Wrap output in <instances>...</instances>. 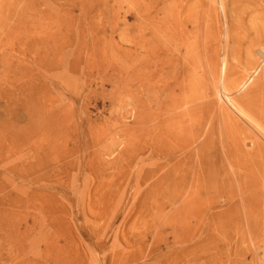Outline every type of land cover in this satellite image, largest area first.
I'll return each instance as SVG.
<instances>
[{"label":"rangeland","instance_id":"374dc122","mask_svg":"<svg viewBox=\"0 0 264 264\" xmlns=\"http://www.w3.org/2000/svg\"><path fill=\"white\" fill-rule=\"evenodd\" d=\"M1 1L0 264H264V224L253 228L238 203L243 185L264 184L252 167L264 157L258 128L232 101L258 81L264 55L254 70L227 56L219 4L231 0ZM188 5L213 15L219 39L206 50L200 38L188 53L192 34L177 36ZM248 9L245 26L260 14ZM225 79L239 81L235 95ZM201 89L212 100L207 121L184 103ZM223 110L249 132L227 134ZM234 203L241 246L227 218Z\"/></svg>","mask_w":264,"mask_h":264},{"label":"bare ground","instance_id":"6f19581e","mask_svg":"<svg viewBox=\"0 0 264 264\" xmlns=\"http://www.w3.org/2000/svg\"><path fill=\"white\" fill-rule=\"evenodd\" d=\"M69 1V0H68ZM219 1H222V0H219ZM240 1H241V3H240ZM46 2V1H45ZM80 4H78V5H74V7H83V5H85V3H84V1L83 0H80ZM88 2L90 3L91 2V0H88ZM195 2L196 3H201L202 2V0H195ZM194 2V3H195ZM216 2V1H215ZM218 2V1H217ZM223 2V1H222ZM227 2H229V1H227ZM47 3V2H46ZM66 3V2H65ZM188 3V2H187ZM3 3H2V1L0 2V15L2 16L3 14H2V10L4 9L3 8V5H2ZM74 4V3H73ZM87 4V3H86ZM226 4V3H225ZM224 3H221V4H219V7H220V5H221V11H222V13H223V15H221V16H223V20H224V23H225V31H226V38L232 43L231 45H232V47H231V49H230V52H228V54H227V56L229 55V59L231 60L232 58H235L236 60H237V62H238V65L240 66V64H241V66H242V64L244 65V68H241V66H240V69H245V70H252L253 68H256L255 67V62H254V55L255 54H258V55H264V0H231V7L230 8H227V7H229L228 5H227V7H226V5H225ZM46 5V4H45ZM66 5V4H65ZM90 5V4H89ZM229 5H230V2H229ZM182 6V5H181ZM180 6V7H181ZM191 6V5H190ZM193 6V5H192ZM47 7H49V6H47ZM134 7V6H133ZM161 7V6H160ZM178 7V6H177ZM188 7H189V5H188ZM187 7V8H188ZM199 7H201L200 5H199ZM28 8V7H27ZM59 8V7H58ZM169 8V7H168ZM249 8V9H248ZM11 8H9V9H5V12H4V15L6 14V13H8L9 12V10H10ZM201 9V8H200ZM217 8L215 7V10H216ZM246 9H248L249 11L250 10H252V13H253V9H255V10H259L260 11V14H255V15H253V16H251V17H249L250 16V14H249V19H247L248 21L246 22V26L243 24V21H244V17L246 16V13H247V11H246ZM32 10V9H31ZM68 10V9H67ZM70 10V9H69ZM162 10H164V9H162ZM196 10V9H195ZM11 11H13V10H11ZM169 11H171V10H169ZM168 11V12H169ZM183 11V8L182 9H180L179 11H177V13H178V19H177V23H178V25H179V29H178V32H177V36H178V38L181 40V39H185L186 37H187V35L189 34V35H191L192 37L191 38H194V42H192V43H186L185 45H186V49H187V51H188V53H194V52H198V44L200 45L201 43H197V42H199V40H200V38H201V40H204L205 41V43L206 44H204V45H207V46H204V49L206 50V48L208 49V47H209V45L212 43V41H214L213 43H214V45H215V40H218L219 38L217 37V33L219 32H217L216 34H215V32L217 31H215L214 32V30H212L214 27H211V22L212 21H209V20H212V19H210V17L212 18V13L210 14V11H208V10H206V9H204L202 12H200L199 10V12H200V14H201V18H200V14H198V13H195V11H194V7H189L188 9H187V11H186V17L185 18H181V16H182V12ZM214 11V10H213ZM228 11H230V12H228ZM259 11H258V13H259ZM16 12V11H15ZM20 12V11H19ZM197 12V11H196ZM212 12V11H211ZM256 12V11H255ZM254 12V13H255ZM28 13V12H27ZM33 13V12H32ZM215 13H217V12H215ZM250 13V12H249ZM251 13V14H252ZM12 14H13V12H12ZM23 15V14H22ZM212 15V16H211ZM25 16V15H24ZM214 16H215V14H214ZM215 17H217V16H215ZM1 18V17H0ZM33 18V17H32ZM14 19H15V17H14ZM18 19V18H17ZM36 19V18H35ZM176 19V18H175ZM199 19L201 20V24L202 25H205L204 27L202 26V28H200V23H199ZM221 19V18H220ZM16 20V19H15ZM26 20V19H25ZM24 20V21H25ZM27 20H29V19H27ZM26 20V21H27ZM166 20H167V17H166ZM255 20H257L258 21V23L259 22H261L260 24H258ZM23 21V22H24ZM30 21V20H29ZM185 21H187V22H189V24H191L192 25V28H193V30L194 31H192L191 32V29H187V28H185V26H184V23L183 22H185ZM214 21V20H213ZM22 22V23H23ZM28 22V21H27ZM34 22V21H33ZM32 22V23H33ZM163 22V21H162ZM175 23V22H174ZM25 24H26V22H25ZM182 27H183V29H182ZM218 27V26H217ZM21 28V27H20ZM47 28V27H46ZM224 28V27H223ZM223 28H222V30H223ZM217 29V28H216ZM219 30V29H218ZM173 34V33H172ZM222 34H223V32H222ZM224 35V34H223ZM223 38V37H222ZM189 39H190V37H189ZM225 40V39H224ZM224 40L222 41V42H224ZM228 40H226V41H228ZM177 41V40H176ZM220 41V40H219ZM191 42V41H190ZM204 43V42H203ZM225 44H228V43H225ZM230 44V43H229ZM203 45V44H202ZM212 45V44H211ZM245 45V46H244ZM143 46V45H142ZM223 46V45H222ZM229 46V45H228ZM184 47V46H183ZM206 47V48H205ZM211 47V46H210ZM226 47H227V45H226ZM199 48H201L200 46H199ZM229 48V47H228ZM228 48H227V51H228ZM153 49V48H152ZM210 49H213V47H211ZM200 50V49H199ZM202 50V49H201ZM214 51H215V49H213ZM212 50V51H213ZM148 51V50H147ZM183 51V50H182ZM177 52V51H176ZM216 53V52H215ZM227 53V52H226ZM225 53V54H226ZM196 54H199V53H196ZM179 55V54H178ZM195 55V54H194ZM242 55L244 56V63L240 60L241 59V57H242ZM185 56V55H184ZM198 56V55H197ZM223 56V55H222ZM227 56H225V57H227ZM187 57V56H186ZM185 57V58H186ZM195 57V56H194ZM177 58V57H176ZM184 58V59H185ZM199 58V57H198ZM197 58V59H198ZM191 59V58H190ZM210 59V58H209ZM214 59H216L215 57H214ZM225 59V58H224ZM242 59H243V57H242ZM158 60V59H157ZM226 60H228V59H226ZM225 60V61H226ZM233 60V59H232ZM168 61V60H167ZM217 61V60H216ZM234 61V60H233ZM189 62V61H188ZM207 62V61H206ZM186 63V62H185ZM196 63H198V62H196ZM207 63H209V65H210V62H207ZM206 63V64H207ZM212 63V62H211ZM231 63H232V61H231ZM190 64V63H189ZM201 64H205V63H200V66H202ZM214 64V63H213ZM228 64H229V62H228ZM189 66V65H188ZM196 66V65H195ZM194 66V67H195ZM206 66H208V65H206ZM211 66V65H210ZM238 66V67H239ZM134 67V66H133ZM191 67V66H190ZM212 67H214V66H211V67H208V68H212ZM226 67H228V65L226 66ZM225 67V68H226ZM234 67H235V65H233V68H232V66H230V69L229 68H227V69H229L228 71L226 70V72H228V74L230 75L231 74V70L232 69H234ZM238 67H237V69H238ZM243 67V66H242ZM200 68V67H199ZM215 68V67H214ZM131 69V68H130ZM194 69V68H193ZM213 69V68H212ZM240 69H238V71L240 70ZM208 70H211V69H208ZM235 70H236V67H235ZM254 70V69H253ZM151 71V70H150ZM215 71V70H214ZM233 71V70H232ZM237 71V72H238ZM243 71V70H242ZM242 71H240L241 72V75H242ZM155 72V71H154ZM204 73L205 72H207V70H205L204 69V71H203ZM212 73H213V70L211 71ZM211 72H210V74H211ZM240 72L237 74L238 76H239V74H240ZM253 72V71H252ZM188 73H190V72H188ZM188 73H187V75H188ZM215 73V72H214ZM251 73V72H250ZM255 73H256V71H255ZM135 74V73H134ZM191 74V73H190ZM189 74V75H190ZM203 74V73H202ZM207 75H208V73H206ZM224 74L226 75V73H225V69H224ZM227 74V75H228ZM235 74V73H234ZM233 74V75H234ZM137 75V74H136ZM136 75H134L133 77H135ZM189 75L187 76L188 77V79H193V77L192 78H189ZM236 75V74H235ZM249 75V74H248ZM149 76V75H148ZM147 76V77H148ZM197 76H199V75H197ZM204 76V75H203ZM212 76V75H211ZM250 76V75H249ZM131 77V76H130ZM133 77H131V79L129 80L130 82H132L133 80H132V78ZM144 77H146V76H144ZM206 77V75L202 78V82L204 83H206V85H204V86H208V84L209 83H207L208 81H207V79L205 78ZM236 77V76H235ZM234 77V78H235ZM252 77V76H251ZM136 78V77H135ZM197 78V77H196ZM196 78H194V79H196ZM208 78V77H207ZM213 78H215V77H213ZM226 78H227V76H226ZM234 78H231V79H234ZM138 79V78H137ZM175 79V78H174ZM185 79V78H184ZM209 79V78H208ZM240 79H242V77L240 76ZM251 79H254L253 77L252 78H250V80ZM132 80V81H131ZM136 80V79H135ZM146 80V79H145ZM197 81L199 80V78L198 79H196ZM236 80V79H235ZM235 80H227V79H225L224 81H223V83H222V87H223V89H225L226 91H228V93H231L232 91H233V93H234V91L235 92H237V89H238V85H239V81H236L235 82ZM238 80V79H237ZM258 81H256V83L254 84V81L251 83L252 85H254L253 87H251V84L250 83H248V84H250V87L251 88H247L248 89V91L246 92V90H245V93H243V92H241L242 93V95L240 96H236L237 98H235V99H233L235 96H233V98H232V101H234L235 100V102L237 103V105L239 106V107H237V110L238 111H240L241 113H243L249 120H250V122H252L258 129H255L257 132L256 133H254V135H252L255 139V143H256V147H257V152H260V154H261V156L262 157H264V67H262V69H261V72H260V74H259V76H258V79H257ZM140 81H141V79H140ZM175 81V80H174ZM173 81V82H174ZM194 81V80H193ZM249 81V80H248ZM147 82V81H146ZM238 82V83H237ZM137 83V82H136ZM145 83V82H144ZM170 83V82H169ZM182 83V85H183V82H181ZM188 83V82H187ZM189 83H190V81H189ZM203 83H201L202 85H203ZM204 83V84H205ZM237 83V84H236ZM133 84V83H132ZM149 84V83H148ZM147 84V85H148ZM191 84V83H190ZM201 84H200V86H201ZM215 84V83H214ZM241 84V83H240ZM170 85V84H169ZM168 85V86H169ZM186 85V84H185ZM194 85V84H193ZM244 85V84H243ZM137 86V85H136ZM139 86V85H138ZM140 86H142V83H141V85ZM188 86H189V84H188ZM192 86V85H191ZM203 86V87H204ZM148 87V90H150L149 89V85L147 86ZM134 88V87H133ZM173 88H174V86H173ZM187 88V87H186ZM195 88H196V86H195ZM240 88H241V85H240ZM138 89H139V87H138ZM138 89H137V92H138ZM169 89H171V88H169ZM183 89V88H182ZM142 90H143V88H142ZM190 90H191V88H190ZM202 90V89H201ZM134 91V90H133ZM192 91V90H191ZM199 91V90H198ZM206 91V90H205ZM209 91H210V89H209ZM132 92V91H131ZM188 92V91H187ZM211 92H213V91H211ZM141 93V92H140ZM240 93V94H241ZM168 94V93H167ZM166 94V95H167ZM177 94V93H176ZM192 94H194L193 93V91H192ZM201 93L199 92V96L198 97H196L193 101L190 99L189 100V98L190 97H188V98H186L187 100L184 102L185 104L187 103V101L188 102H190L191 103V105L189 106V108H188V104L187 105H185V107H186V111L188 112L187 114H188V116H190L191 117V119H193V120H196V119H201V120H203V121H207L208 120V118L209 117H211V114H210V106L212 105L211 104V102L210 101H212V100H208L207 99V93L205 94V93H203V90H202V94L200 95ZM238 94V93H237ZM198 95V94H197ZM226 95H228V94H226ZM233 95V94H232ZM234 95H235V93H234ZM168 96H170V94L169 95H167V97ZM172 96V95H171ZM171 96L169 97V99H171L172 100V98H171ZM184 96V95H183ZM190 96V95H189ZM195 96H196V93H195ZM211 96V95H210ZM181 97H182V95H181ZM186 97V96H185ZM228 97V96H227ZM229 97H230V95H229ZM135 98V97H134ZM176 98V97H175ZM175 98H173V99H175ZM210 98H212V97H210ZM167 99V98H166ZM140 100V99H139ZM171 100H169V101H171ZM180 100H181V98H180ZM230 100V99H229ZM181 101H184V100H181ZM224 101H227L226 99H224ZM231 100H230V102H232ZM172 102V101H171ZM135 103V102H134ZM139 104V103H138ZM215 104V103H214ZM221 104H223V102L221 103ZM226 104V103H225ZM233 106L235 105L234 103H231ZM179 105H181V103L179 102ZM183 105V104H182ZM230 105V104H229ZM222 106V105H221ZM212 107V106H211ZM234 107H236V106H234ZM243 108L247 111V113L246 112H244V110H243ZM224 111V113H223V115H224V117H222L223 118V120L224 121H227L228 123H226V125H227V128L228 129H226V132H227V134H232V135H235L236 133H245V134H247L248 132H249V126L250 125H247L246 123L245 124H243L240 120H238L237 118H235L234 116H232L233 114H232V112H229V111H227V110H223ZM193 114V115H192ZM221 118V119H222ZM211 119V118H210ZM194 122V121H193ZM199 124V123H198ZM197 124V125H198ZM193 125H194V123H193ZM197 125H195V127L197 126ZM251 127V126H250ZM262 136V137H261ZM261 160V159H260ZM261 162V161H260ZM253 168H255V169H264V163H261V164H259V163H257V162H254V164H253V166H252ZM259 171V170H258ZM262 173V172H261ZM261 176V175H260ZM230 196V195H229ZM232 196V195H231ZM239 201H238V203L240 204H243V205H245L247 208H246V213H245V216L247 217V219L250 221L249 223H251L252 222V226H253V228H256V227H254V225H255V222H256V219H261L262 220V224H264V184H261L260 186H256V187H253V188H250V186H248V185H243V187H242V189H241V192L239 193ZM228 198H230V197H228ZM227 198V199H228ZM235 198V197H234ZM230 201H231V199H229ZM233 201V200H232ZM228 203H229V201H228ZM231 203V202H230ZM256 203V206H254V204ZM239 204H236V206H235V203H234V206L229 210V212L227 213L228 214V216H227V218L229 219V220H231V221H234L233 222V225L232 226H234L235 228V230H236V234H237V239H236V243L237 244H239V246H241L240 244H241V242H243V241H245L244 239H246V238H244L245 236H243L242 234H240V220H241V218H243L242 217V215H241V213H240V211L238 210V207H239ZM243 205H241V206H243ZM244 210V209H243ZM244 214V213H243ZM258 217H257V216ZM254 216H256V217H254ZM260 220V221H261ZM244 221V220H243ZM259 221V220H258ZM260 224V223H259ZM258 224V225H259ZM247 226V225H246ZM251 226V227H252ZM262 227H264V226H262ZM259 228H260V226H259ZM259 228H257V229H259ZM242 229V228H241ZM256 229V230H257ZM250 230V229H249ZM248 230V231H249ZM252 230V229H251ZM251 230H250V232H251ZM261 230V229H260ZM242 232H244V231H242ZM259 232V231H258ZM249 233V232H248ZM13 234V233H12ZM244 234V233H243ZM246 234V233H245ZM244 234V235H245ZM247 235V234H246ZM257 235H258V233L257 232H255V230H254V232H253V234H252V239L254 238V239H257L258 237H257ZM262 235V234H261ZM15 236V235H14ZM248 236V235H247ZM250 236V235H249ZM248 236V237H249ZM8 239V238H7ZM14 239L12 238V241H13ZM18 240V239H17ZM247 241H249V240H247ZM47 242V241H46ZM249 243H251V242H249ZM261 246V245H260ZM249 249V248H248ZM240 251V250H239ZM257 251H258V249H257ZM250 253V252H249ZM240 254H242V253H240ZM255 254V253H254ZM256 255V254H255ZM254 255V256H255ZM253 256V257H254ZM245 257V256H244ZM243 257V258H244ZM256 257V256H255ZM242 258V259H243ZM245 259V258H244ZM204 260H206V259H204ZM262 260V259H261ZM70 262V261H69ZM208 263H209V261H208ZM254 264V263H253Z\"/></svg>","mask_w":264,"mask_h":264}]
</instances>
